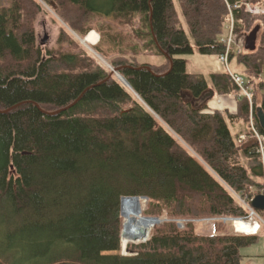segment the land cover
Returning a JSON list of instances; mask_svg holds the SVG:
<instances>
[{
    "label": "trees",
    "instance_id": "trees-1",
    "mask_svg": "<svg viewBox=\"0 0 264 264\" xmlns=\"http://www.w3.org/2000/svg\"><path fill=\"white\" fill-rule=\"evenodd\" d=\"M177 1L195 48L223 53L224 1ZM41 2L72 32L61 28L52 49L36 45L38 0H0V264H241V248L261 230L238 234L216 223L205 233L200 224L163 221L121 253L123 197L145 199L143 217L245 218L231 191L248 200L263 189L254 144L237 143L250 133L248 102L237 99L234 114L209 109L238 89L227 72L186 71L178 56L193 48L173 0ZM94 17L121 28L140 23L141 45L122 43L107 22L92 46L128 86L73 36L85 38ZM234 17L237 34L259 26L255 50L231 52L229 61L243 69L263 133L264 12L242 7ZM141 53L165 61L140 63Z\"/></svg>",
    "mask_w": 264,
    "mask_h": 264
},
{
    "label": "rangeland",
    "instance_id": "rangeland-1",
    "mask_svg": "<svg viewBox=\"0 0 264 264\" xmlns=\"http://www.w3.org/2000/svg\"><path fill=\"white\" fill-rule=\"evenodd\" d=\"M38 1L41 4L42 8L35 15L34 24H33L34 29H35L36 45L41 47L42 49L43 48L44 49H47V48L52 49L56 46V42H57V39L59 37L61 28L67 29L70 33H72V32L65 25V23L55 14L53 5L49 6V5H46L43 2H41V0H38ZM173 3H174L175 8L177 10L179 20L181 23V27L183 28V30L185 31V33L188 37V41H189L190 46L193 48L192 52L184 53V54H181L178 56L179 58H182L185 61L186 71L188 73H199V74H203L205 76L209 75V73L225 72L226 67L224 66V64H222L219 61V58L217 55L201 54L195 48V44H194L193 39L190 35L189 29L185 23V20L183 19L181 9H180V5H179L177 0H173ZM254 7L256 9L260 10L259 13L264 12V5L261 8L259 6H254ZM94 18H95V23H94V28L92 31H94L98 35V39L100 38V34L96 28L97 27H104L105 23L108 22L112 26L113 30H118L120 32V34H118V37L121 36L122 43H124L126 45H128L130 43L141 45V41H139L138 38H136V36L134 35V29H137L140 25V23L138 21L135 23V25L132 28H129L128 26L121 28V27L115 26V24L109 22L108 19L100 18V17H94ZM238 35L242 36L243 34L238 33ZM73 36L80 42L81 45H83L85 47V49H87L90 53H92L94 55V57H96L103 65H105L106 67L109 68V64L105 60H103L94 51V49L92 48L93 45H89L86 42L84 44L80 40L82 38L76 37L75 34H73ZM45 38H46V42H45V44H42V40H44ZM85 39H86V37L83 38V40H85ZM67 48H68V45L65 44L64 49H67ZM98 56H99V58H98ZM136 59L140 63L155 64L156 65V64L163 63L165 61V56L164 55H153V54H148V53H141L138 56H136ZM229 67L232 71H234L240 75H243L242 67L237 65L235 63V60H232L230 62ZM213 99L215 101L218 99V97H214ZM213 99H211V100H213ZM229 129H230L233 137H235L237 132L239 131L237 126H235L233 124H229ZM146 202L147 201L145 199H140L139 211H140L141 215H142L143 209L146 206ZM120 216L122 219V230H123V227L125 226V224H124L125 223V216L123 215V212H122V206H121V210H120ZM149 218H156V217H149ZM206 218H209V217H205V218L201 219L199 222L192 221V219H200V218H177V219H170L167 217L157 218L156 223L150 228L147 238L149 237L150 232L153 229V227L161 224L163 221H172L177 225V221L180 220L179 226L177 225V227H179V228H182L187 223L200 224V225H202L205 233H210V232H212L213 227L211 226L210 223H206L204 221V219H206ZM225 225L231 229V227L229 225H227V224H225ZM122 230H121V232H122ZM259 237L260 238L257 241V243L250 245V246H247V247H244V248H241V250H240V252L242 254L241 264H264V226H262L261 235ZM131 243H142V241H134V240L128 241V240H126L124 242V239L121 238V253L122 254H128L126 247H127V244H131ZM116 253H118V252H116Z\"/></svg>",
    "mask_w": 264,
    "mask_h": 264
},
{
    "label": "built area",
    "instance_id": "built-area-1",
    "mask_svg": "<svg viewBox=\"0 0 264 264\" xmlns=\"http://www.w3.org/2000/svg\"><path fill=\"white\" fill-rule=\"evenodd\" d=\"M228 13V18L225 24V35L221 39V42L225 45V50L223 53L218 55L219 61L224 64L226 67V72L230 76L233 83L236 85L238 92L234 95L236 99L245 98L248 102L249 106V115H248V127L250 130L249 134H242L238 137V143H242L248 141L254 144L255 152L259 156L262 168V182H263V189L261 191L264 194V134L261 133L254 124V117H253V92L252 90L247 87L245 78L232 71L229 67V55L231 52L236 53H244V40L245 36H239L235 32V11L239 10L240 8L244 7V9L251 14L259 13L260 10L252 7L247 2H234L230 3L228 0H223ZM260 9V8H259ZM231 193L235 196L238 202L246 208L248 214L245 218H232L227 216H211L209 218L204 219L206 223H210L211 226L214 223L220 222L231 225L232 229L236 233H246V234H255L257 233L262 226H264V218L261 217L258 212L252 207L251 201L253 200L254 196L249 198L243 199L235 192L231 191ZM203 219V218H201ZM201 219H192V221L199 222ZM179 221H177V225L179 226Z\"/></svg>",
    "mask_w": 264,
    "mask_h": 264
},
{
    "label": "bare ground",
    "instance_id": "bare-ground-1",
    "mask_svg": "<svg viewBox=\"0 0 264 264\" xmlns=\"http://www.w3.org/2000/svg\"><path fill=\"white\" fill-rule=\"evenodd\" d=\"M76 37H79L75 34ZM86 43L94 45L98 41V35L91 31L87 34ZM99 58V56H98ZM101 59V58H100ZM237 100V99H236ZM235 100V102H236ZM237 103V102H236ZM238 143V140H237ZM240 144V143H238ZM263 173V172H262ZM122 200V199H121ZM122 212L125 216V226L123 227L122 238L131 241L135 238L137 241H146L150 228L156 223V220L143 217L139 211L140 200L136 198H124L122 200ZM255 209V208H254ZM260 215V211L255 209ZM264 211V210H263ZM261 216V215H260ZM262 217V216H261ZM264 218V217H263Z\"/></svg>",
    "mask_w": 264,
    "mask_h": 264
},
{
    "label": "water",
    "instance_id": "water-1",
    "mask_svg": "<svg viewBox=\"0 0 264 264\" xmlns=\"http://www.w3.org/2000/svg\"><path fill=\"white\" fill-rule=\"evenodd\" d=\"M258 32H259V26L254 28L250 33H248L246 35L245 40H244V47L247 51H254L255 50ZM80 40L82 43L85 44V40H83V39H80ZM45 42H46V38L44 40H42V44H45ZM109 68L111 69V74H114L124 85L128 86L127 82L118 73L117 69H113L110 66H109ZM212 96H213L212 91H210L208 94H206V97H212ZM257 120H258V123H259V126H260L262 132L264 133V112L261 108L257 109ZM124 198H122V200ZM136 199H138V198H136ZM251 204H252L253 208H255L259 211H263L264 210V194L256 195L254 197V199L252 200ZM151 219L157 220V218H151ZM122 234H123V232L121 233V237H122ZM131 240L137 241V240H135V238H131Z\"/></svg>",
    "mask_w": 264,
    "mask_h": 264
},
{
    "label": "crops",
    "instance_id": "crops-1",
    "mask_svg": "<svg viewBox=\"0 0 264 264\" xmlns=\"http://www.w3.org/2000/svg\"><path fill=\"white\" fill-rule=\"evenodd\" d=\"M221 97V102H218L217 100L214 101L211 100L208 103L209 108H211L212 110H218L220 112L223 111H228L232 114L236 113L237 111V103L232 99L231 96L227 97V96H219Z\"/></svg>",
    "mask_w": 264,
    "mask_h": 264
}]
</instances>
